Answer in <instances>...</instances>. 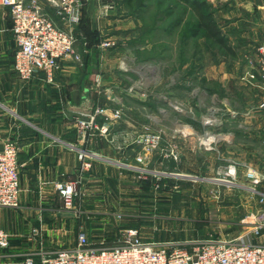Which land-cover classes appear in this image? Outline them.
Wrapping results in <instances>:
<instances>
[{"label":"rangeland","instance_id":"rangeland-1","mask_svg":"<svg viewBox=\"0 0 264 264\" xmlns=\"http://www.w3.org/2000/svg\"><path fill=\"white\" fill-rule=\"evenodd\" d=\"M103 1L104 13L117 6L124 11L120 26L131 14L135 27L128 30L106 23L101 33L92 29L90 20L85 18L81 26L87 37L83 33L82 41L89 47L112 40L114 45L101 47L107 51L120 44L133 69L138 71L140 66L141 76L130 72L128 85L136 96L128 101L138 108L137 96L146 99V107L139 105L140 111L134 117L145 118L142 134H162V126L168 132H177L181 130L178 124L203 121L212 126L206 129L207 136L199 129L201 137L221 139V155L217 158L220 167L188 170L190 177L166 176L144 164L147 155L162 150L166 159L163 171H174L172 163L180 160L176 144L163 145L161 141L152 149L143 145L137 164L146 170L138 172L140 178L148 180L145 198L139 208L124 210L130 215L118 224L137 227L147 241H175L188 247L249 233L250 226L244 223L249 214L245 204L253 185L245 181L249 168L259 173L256 186L264 189V88L259 76L246 80L244 75L250 58H255L264 41V0H207L205 11L212 12L232 52L197 27V14L182 0ZM54 13L58 14L57 10ZM176 20L178 25L172 26ZM124 112L121 110V116L113 118L104 134L109 133L114 120L125 117ZM172 148L177 158L171 154ZM183 167L186 170V164ZM163 196L165 199L159 201ZM258 202L260 209L262 204ZM17 209L0 207V226L12 236L11 246L0 251V264H24L25 256L32 250L25 241H19L24 237L15 234L29 227L12 221L18 216ZM53 245L57 247L56 242Z\"/></svg>","mask_w":264,"mask_h":264},{"label":"crops","instance_id":"crops-1","mask_svg":"<svg viewBox=\"0 0 264 264\" xmlns=\"http://www.w3.org/2000/svg\"><path fill=\"white\" fill-rule=\"evenodd\" d=\"M40 2L44 11L50 12L59 26L72 29L77 36L79 23L69 25L54 13L57 10L55 3L49 0ZM103 2L82 1L83 17L90 20L92 29L102 33L106 25L112 23L128 30L135 27L131 14L125 25L120 26L124 21L120 19L123 10L113 6L104 13ZM12 25L10 8L0 2V148L9 137L15 138L20 146L21 204L17 207L19 209L16 208L18 216L12 221L19 226H29L15 234L24 237L19 241H25L29 249L39 246V237L47 243L44 247L48 249L75 243L82 229L87 231L93 242H113L121 230L131 227L118 223L124 222L130 215L124 210L139 208L142 198H145L144 189L148 181L140 178L137 170L143 169L138 166L137 157L142 154L143 144L139 138L144 132L145 118L138 115L134 119L140 111L139 105L146 107V99L137 96L140 102L138 108L128 101L136 96L128 85L130 72L141 76L140 66L138 71L133 69L128 62L127 51L122 52L124 48L119 47L120 44L107 51L98 44L88 47L79 31L76 49L82 56L80 61L72 56L62 58L53 83L46 80L44 72L23 80L13 67L18 46ZM189 77L187 75L186 79ZM260 79L264 88V79ZM98 106L120 108L125 111V117L114 120L108 134H84L80 131L78 120L94 112ZM187 123L189 125L178 124L181 130L177 132H168L161 127L162 144L174 143L179 150L180 160L172 163L175 164L174 171H163L166 159L162 150L147 155L144 164L170 177H190L192 175L186 173L188 170L219 168L217 158L220 159L221 155V139L213 141L199 134V129H203L207 136L206 129L212 124L203 121ZM212 143L213 146H210ZM81 149L88 154L84 160L79 158ZM84 163L88 164L84 166ZM185 164L186 170L183 167ZM62 180L78 181L80 193L76 198V210L64 207L56 188V182ZM245 181L250 185L253 183L246 176ZM259 190L264 192V189ZM249 191L250 199H247L245 207L250 214L259 210V196ZM163 199L164 196L159 201ZM172 201L170 198L168 202ZM261 204L264 208V203ZM34 227L40 228V235L33 234ZM243 234L247 241L264 244V228L259 235L250 230ZM55 242L57 247L53 245Z\"/></svg>","mask_w":264,"mask_h":264},{"label":"built area","instance_id":"built-area-1","mask_svg":"<svg viewBox=\"0 0 264 264\" xmlns=\"http://www.w3.org/2000/svg\"><path fill=\"white\" fill-rule=\"evenodd\" d=\"M57 5V13L69 25L80 22L83 0H49ZM10 8L12 30L18 49L15 53L13 67L23 80H29L39 72L45 73L48 82H54L59 71L60 60L75 56L78 37L72 29L59 26L43 9L40 0H0ZM114 45L112 40L102 42V47ZM249 69L245 72L246 80L258 75L264 79V41L257 48L254 59L249 60ZM264 108V98L261 102ZM121 116V109L98 106L96 110L78 120L80 131L84 134L98 132L104 134L115 117ZM139 141L152 149L160 145L161 132H149L140 136ZM19 149L15 138L9 137L0 148V206H20ZM175 158L178 154L171 149ZM87 152L79 151V158L84 160ZM88 164V163H86ZM84 163V166L86 165ZM140 169V168H137ZM145 172L146 170H138ZM149 171V170H148ZM246 177L253 181L252 194L258 195L264 203V192L256 186L259 173L252 168ZM64 207L76 210V198L80 193L77 180L56 182ZM250 231L259 235L264 228V208L251 212L244 219ZM34 235H40V228L32 229ZM39 246L32 249L24 258V264H264V244L250 242L241 233L234 239H212L191 246L179 242L147 241L142 238L137 227L121 230L115 241L101 240L93 242L87 231L82 229L77 234L75 243L48 249L44 247L42 237ZM11 234L0 227V251L10 247Z\"/></svg>","mask_w":264,"mask_h":264},{"label":"trees","instance_id":"trees-1","mask_svg":"<svg viewBox=\"0 0 264 264\" xmlns=\"http://www.w3.org/2000/svg\"><path fill=\"white\" fill-rule=\"evenodd\" d=\"M132 1V0H130ZM183 2H186L188 4H190L195 13L198 16V22H197V27L200 29H203L206 34L211 37L212 39H214L217 43H219L220 45L224 46L229 52H232V48L230 47V45L227 42L226 37L222 34L220 28L218 27L217 23L215 22V20L212 17V12L211 11H205V7L207 6V0H182ZM83 22H85V16L83 17V15L81 16L80 22H79V27L76 28V32H77V36H78V32H82L85 34V36L87 37V32L85 30L84 27H82L81 25H83ZM179 22V20H176L174 22L171 23V25H178L177 23ZM90 32H92L90 30ZM94 33H97L96 30H93ZM91 44V43H89ZM93 45V44H91Z\"/></svg>","mask_w":264,"mask_h":264},{"label":"bare ground","instance_id":"bare-ground-1","mask_svg":"<svg viewBox=\"0 0 264 264\" xmlns=\"http://www.w3.org/2000/svg\"><path fill=\"white\" fill-rule=\"evenodd\" d=\"M233 171V170H232ZM223 180H225V179H223Z\"/></svg>","mask_w":264,"mask_h":264}]
</instances>
